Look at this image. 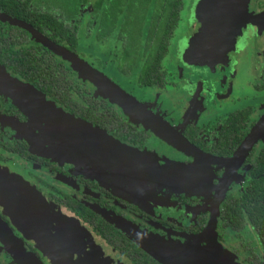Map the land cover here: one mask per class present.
I'll list each match as a JSON object with an SVG mask.
<instances>
[{"label":"flooded vegetation","instance_id":"af4514ba","mask_svg":"<svg viewBox=\"0 0 264 264\" xmlns=\"http://www.w3.org/2000/svg\"><path fill=\"white\" fill-rule=\"evenodd\" d=\"M198 1L191 0L187 7L183 0L157 84L139 83L151 9L129 73L118 69L122 52L119 28L106 42L90 37L99 46L115 39L118 50L109 63L101 57L86 58L79 49L84 28L79 34L76 54L119 83L154 117L143 116L167 124L161 128L154 123L157 129L97 92L94 83L79 77L68 60L38 37L68 50L71 47L66 41L49 37L51 31L36 26V10L27 9L36 0H0V173L18 174L29 181L49 204L71 218L67 222L76 224L72 225L75 230L77 226L84 229L81 237L91 238L85 252H90V242L99 248L102 245L110 256L107 261L115 260L113 264H138L133 255L144 254L158 260L144 248H148L146 236L160 238L164 244L211 246L215 254L226 251L237 264H264V248L251 226L247 224L238 233L223 219L227 202L244 195L261 176L251 172L264 138L254 144L243 162L232 165L225 158L231 157L243 140L231 150L236 138L230 145L225 137L231 124L228 118L235 111L252 106L250 129L264 114L257 118L252 103L257 93L264 97V0H249L252 18L227 58L205 64L190 62L187 57L192 36L200 27L195 17ZM179 24L184 29L180 27L182 30L175 33ZM242 90L247 92L241 94ZM242 100L251 104L239 107ZM67 115L87 121L94 130L108 135L111 144L94 146L95 141L89 142L93 137L66 121ZM175 135H182L205 157L196 158L174 146L170 141ZM124 152L128 154L122 156ZM110 156L114 157L112 163L96 160ZM166 160L192 169L196 181L185 187L189 190L156 178L134 176L133 168L151 162L156 166ZM3 208L0 204V264H29L20 244L40 264H55L50 252L60 251L61 244L40 241L35 232L28 235ZM214 219L212 234L209 225ZM110 220H117L127 230ZM194 236H200L197 242ZM51 238H58L57 231ZM69 238L70 233L64 241Z\"/></svg>","mask_w":264,"mask_h":264},{"label":"trees","instance_id":"16d2710c","mask_svg":"<svg viewBox=\"0 0 264 264\" xmlns=\"http://www.w3.org/2000/svg\"><path fill=\"white\" fill-rule=\"evenodd\" d=\"M182 7L183 0H36V3L32 7L27 6V9L36 10L38 28L45 32L51 31L48 36L57 42L69 43L74 53L82 28L85 37H95L100 42H106L119 28L118 39L122 44V52L118 69L124 73L131 72L137 59L143 40V27L151 9L143 46L145 61L139 83L157 84L161 81L163 73L161 62L168 51L169 40L179 22ZM252 113V106H246L228 118L231 124L226 133V144L231 145L233 137L236 138L231 150L249 132ZM257 159L251 173H260V178L253 180L244 195L231 198L227 202L228 208L223 219L238 233H242L249 224L264 248V147ZM133 257L134 262L138 264H162L149 254Z\"/></svg>","mask_w":264,"mask_h":264},{"label":"water","instance_id":"95a60500","mask_svg":"<svg viewBox=\"0 0 264 264\" xmlns=\"http://www.w3.org/2000/svg\"><path fill=\"white\" fill-rule=\"evenodd\" d=\"M248 3L249 0L198 1L195 8V17L198 19L200 27L192 36L191 45L187 49V57H189L190 62L205 64L211 63V61H224L227 58L228 52L235 47L236 39L242 33V28L245 27L249 19L252 18V15L248 11ZM38 37L45 41L46 45H48L50 49L61 55L64 59L68 60L73 69L77 70L82 77L90 79L97 86L98 91H100L105 97L110 98L111 101L120 104L127 112H132L138 115L142 121L144 120L150 126L155 125L158 129V126L154 123H158L161 128L167 125L164 121L155 119L156 117L152 118L154 116L149 114L143 104L137 101L135 97L127 94L108 76L99 72L89 62L80 58L76 53L52 41L48 42L40 35H38ZM143 115H149L152 117ZM66 121L81 131L86 130V133L93 137L91 140H89V142L95 141V143H93L94 146L100 143L111 144L108 142L111 141L110 137V139H108V135L98 130H94L92 125L87 121L75 118L72 115H67ZM261 138H264V114L253 124L232 156L225 158V162L228 164L232 163V165L243 162L249 154L251 148ZM170 142L186 153L195 155L196 158L205 157V154L199 148L187 141V139H185L182 135H175L173 140ZM122 154V156H126L128 153L124 152ZM113 159L114 157L112 156L108 158H96V160H100L105 163H112ZM135 168L136 169L133 168V173L137 175L134 174V176L145 179L156 178L163 184L170 183L172 185H180V187L185 190H189L185 187L191 185L190 182L193 183L196 181V175L191 171L192 169L189 171L185 165L175 161L166 160L163 164L158 163L156 166H154L151 162L149 165L143 168ZM174 178L178 180L175 181L173 180ZM215 219L211 220L209 225L212 234H215ZM0 220L2 219L0 218ZM110 221L116 222L117 225L127 230V228L121 226L117 220ZM30 222L31 223L29 225L32 226L30 233H33L35 232L33 229L34 221L31 220ZM4 227L6 226L4 225ZM5 231L10 236L13 235L8 228H5ZM55 232L56 231H53L50 234L54 235ZM37 236L40 241L44 240L41 237V234H38ZM198 237L194 236L192 239H195L197 242ZM12 238L14 240L16 239L14 236ZM19 246L22 247V251L30 259L29 264H40V262L27 248L21 244ZM162 246L163 245L159 246L161 248L148 246L149 249L144 246V248L155 257H158V260L162 264H205L203 261L205 257H210L212 259L211 263L209 264H237L226 251L221 252V254H215L216 249H213L211 246L204 248L200 245L188 244H183L180 246L177 244H165L164 247Z\"/></svg>","mask_w":264,"mask_h":264},{"label":"rangeland","instance_id":"374dc122","mask_svg":"<svg viewBox=\"0 0 264 264\" xmlns=\"http://www.w3.org/2000/svg\"><path fill=\"white\" fill-rule=\"evenodd\" d=\"M190 4L191 0H186L187 7H189ZM181 25L182 24H179L175 33L177 30L180 32L182 29H184ZM116 44L117 42L115 39H112L107 46H99L96 44L95 40L92 38L87 39L84 34H82L79 49L81 53L86 56V58L89 57L90 59H93L96 57H101L105 63H109V61H111L114 56V52L118 50V46ZM261 62H264V58H261ZM75 71L83 80L92 82L90 79L82 77L77 70ZM93 85L95 88H97L95 84ZM118 85L120 84L118 83ZM245 92L247 91L242 90L241 94H244ZM101 95L103 94L101 93ZM246 95L251 96L253 94ZM258 95L259 94L257 93L253 96H257L258 99L255 98V100H252V103L255 104L254 106L256 107V112L258 111L256 114L257 118L264 113V97L259 98ZM247 104H251V102L248 103L247 101L242 100L239 107H243ZM28 107L30 108V106ZM124 111L127 112L125 109ZM254 119L256 118L254 117ZM99 163L105 162L101 161ZM31 187L34 188L29 181L25 180L18 174L13 175L8 173H0V204L4 207L3 209L10 220H12L14 224H19V227L27 234L31 232L30 230L32 229V226L29 225L31 223L30 221L37 219L33 220V229L37 235L41 234V237L46 241L53 240L54 243L61 244L58 246V248L61 249L60 251L50 252V256L55 261V264H113L115 262V260L108 262L107 259H109L110 256L106 253V247L101 245L99 248L98 245H93L95 244L94 242H90V252H85L84 246L91 240V238H86V236L81 237L80 234H83L84 229L77 226L76 228H78V230H75L72 225L76 224L67 222L68 220H71L68 215L63 214L61 211L49 204V202L42 197L41 193L35 191V188L31 194ZM53 231H57L58 233V238L56 240L51 238L50 233ZM69 233V241L71 240L74 242H69L67 240L64 241L65 237ZM72 233H74L75 236H73ZM30 236L33 237V235ZM144 238L149 247L155 245L153 247L158 248L160 245H163L162 247L165 245L164 240H161L160 238L149 236ZM204 247L205 246H203V248ZM94 249L96 250L95 253L93 252ZM203 261L205 264H209L211 263L212 259L210 257H205Z\"/></svg>","mask_w":264,"mask_h":264}]
</instances>
